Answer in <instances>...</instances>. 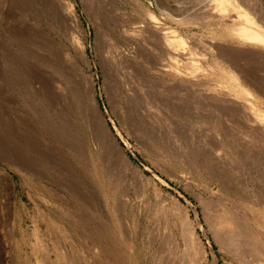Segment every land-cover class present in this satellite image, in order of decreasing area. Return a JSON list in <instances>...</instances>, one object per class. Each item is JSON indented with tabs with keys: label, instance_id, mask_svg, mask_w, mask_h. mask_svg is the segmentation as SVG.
<instances>
[{
	"label": "rangeland",
	"instance_id": "374dc122",
	"mask_svg": "<svg viewBox=\"0 0 264 264\" xmlns=\"http://www.w3.org/2000/svg\"><path fill=\"white\" fill-rule=\"evenodd\" d=\"M219 1L70 0L76 25L64 0H0V264H242L212 204L262 239L264 42L204 21ZM228 2L264 32V0ZM80 73L124 158L97 148Z\"/></svg>",
	"mask_w": 264,
	"mask_h": 264
},
{
	"label": "bare ground",
	"instance_id": "6f19581e",
	"mask_svg": "<svg viewBox=\"0 0 264 264\" xmlns=\"http://www.w3.org/2000/svg\"><path fill=\"white\" fill-rule=\"evenodd\" d=\"M64 1H65L64 6H66L64 18L71 20L76 25H78L79 24V18H78L77 13L75 12L74 6L70 2V0H64ZM230 6H231V4L228 2V0H220L218 3H216V7L214 8V11H212V12H210L204 16L202 15V18L204 21H212V22L222 21L221 23H226V24L232 25L233 30L238 35H240L242 38H244L245 40L264 42V32L259 31L258 29H254V30L252 29L251 30L248 27H245L242 24V22L238 21V16H231L230 14L227 13L228 12L227 7H230ZM149 15L150 14H148V17H150ZM228 15H230V16H228ZM244 20L246 23H248V24L252 23L253 25L256 26L254 21H252L251 19L245 18ZM258 28H260V27H258ZM143 29H139V31L143 30ZM168 36L169 35L164 34L162 36V42L166 46L165 47L166 52L168 53L167 56L168 57L171 56L169 58H172V61L175 62L174 61L175 59L173 60V58L175 57V55L181 54V51L184 50V47H183L184 44H183V42L171 40L172 37H168ZM98 37H99V35L97 36L96 40L99 39ZM75 48H76L77 58L85 63L87 61L85 47L79 43V44L75 45ZM164 51H165V49H164ZM172 66H173V64H172ZM173 69H177V67H175V68L173 67ZM178 69H180V68L178 67ZM192 70H193V67H191L189 69V72H191ZM230 71L232 73L238 75L244 81V83L248 84L247 82H250L249 78H247L244 74H242V71L234 72L231 69H230ZM231 72H230V75L234 77V75ZM173 74L175 75L174 76L175 78H177V77L180 78L178 73L174 72ZM190 75H191L190 73H187V74H185V77H190ZM80 77H81L82 81H84V87L88 91V94H89L88 96H90L89 101H90L91 115H92V117L94 116V119H96L98 125H100V127L102 128V132H103V135L102 134H101L102 136L99 135L98 138H96V140H95L97 148L103 150L105 157H107L109 155V150H110L111 152H113L117 156H119L120 158H124L123 151L120 148V146L117 142V139L115 138L113 133L108 128V125L106 124V121L104 120V118H103V116H102V114H101V112L97 106V103L95 100V95H94V93H95L94 92L95 91L94 90V82H93L92 77L87 76L84 73H80ZM250 116L253 117L255 122H257V121L259 122L262 119V115L259 112H257L256 109L253 107H251V115ZM94 119L92 118V120H91V128H92L93 132L96 133L97 127L95 125ZM253 119L252 120L250 119L251 122L253 121ZM117 132L120 136V133L118 130H117ZM123 141L128 146L127 141L124 139H123ZM222 203H224V202H222V200L217 199L216 203H213L212 206L214 207V209H220L221 210V212H220L221 214H219V216H218L219 222H218L217 228H219V229H216V230H219L220 231L219 233L221 235L225 236V238H226L225 247L227 246L226 248L230 251V253H233L235 258L238 259L242 264H264V259H263V256H264V224L258 223V226L256 227L257 232H258V230H263L262 239L257 238V241H256V239H254V235H256V234H254V232H252V233L249 232V230L247 228L246 218L245 217L244 218L243 217H237V215H234L235 211L232 210L231 212H229V209L226 210V207H225L226 204H224L225 205L224 206ZM175 204H176V202H175ZM177 204H176V207L178 208V210H181V208H180L181 206H178L179 204L178 205ZM135 218H134L135 219V221H134L135 228H136V226L140 227L142 224V223H140V217H135ZM180 221L182 224V233H184V236L187 238L188 233L186 231H187V227H188L189 223L187 221L185 214L182 216ZM167 227H168V225H167ZM144 229H145V227H144ZM168 229L170 230V228H168ZM154 231H155V229H154ZM145 232L146 231H144V233ZM149 235H152V237H153L154 234H149ZM259 237H261V236H259ZM141 238L144 239V236L141 235ZM144 240L148 246L149 245L148 240L147 239H144ZM150 242L153 243L152 241H150ZM225 242L223 241V243H225ZM244 245H246V249L241 250Z\"/></svg>",
	"mask_w": 264,
	"mask_h": 264
}]
</instances>
